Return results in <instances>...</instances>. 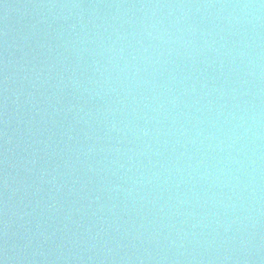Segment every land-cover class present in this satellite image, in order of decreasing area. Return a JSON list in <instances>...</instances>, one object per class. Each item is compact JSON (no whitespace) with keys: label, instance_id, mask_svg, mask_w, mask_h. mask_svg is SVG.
<instances>
[{"label":"water","instance_id":"95a60500","mask_svg":"<svg viewBox=\"0 0 264 264\" xmlns=\"http://www.w3.org/2000/svg\"><path fill=\"white\" fill-rule=\"evenodd\" d=\"M0 264H264V0H0Z\"/></svg>","mask_w":264,"mask_h":264},{"label":"clouds","instance_id":"9594fccd","mask_svg":"<svg viewBox=\"0 0 264 264\" xmlns=\"http://www.w3.org/2000/svg\"><path fill=\"white\" fill-rule=\"evenodd\" d=\"M245 7H252L251 5H246Z\"/></svg>","mask_w":264,"mask_h":264}]
</instances>
